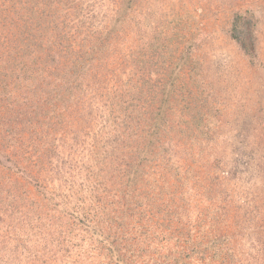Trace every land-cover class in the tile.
I'll list each match as a JSON object with an SVG mask.
<instances>
[{
    "label": "rangeland",
    "instance_id": "obj_1",
    "mask_svg": "<svg viewBox=\"0 0 264 264\" xmlns=\"http://www.w3.org/2000/svg\"><path fill=\"white\" fill-rule=\"evenodd\" d=\"M0 264H264V0H0Z\"/></svg>",
    "mask_w": 264,
    "mask_h": 264
},
{
    "label": "trees",
    "instance_id": "obj_2",
    "mask_svg": "<svg viewBox=\"0 0 264 264\" xmlns=\"http://www.w3.org/2000/svg\"><path fill=\"white\" fill-rule=\"evenodd\" d=\"M236 20L233 22L231 28V35L236 43L237 48L242 52L243 55L253 58L254 57V44L249 29L246 27L248 24V18L244 15H236ZM252 62V61H251ZM113 124L116 125V133L118 134V121L113 120ZM119 135H122L121 133ZM117 135L116 137H118ZM215 240L219 238H214Z\"/></svg>",
    "mask_w": 264,
    "mask_h": 264
}]
</instances>
